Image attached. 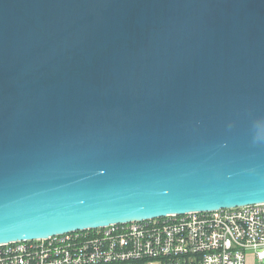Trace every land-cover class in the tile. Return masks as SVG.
<instances>
[{"label": "water", "instance_id": "water-1", "mask_svg": "<svg viewBox=\"0 0 264 264\" xmlns=\"http://www.w3.org/2000/svg\"><path fill=\"white\" fill-rule=\"evenodd\" d=\"M264 203V0H0V245Z\"/></svg>", "mask_w": 264, "mask_h": 264}, {"label": "built area", "instance_id": "built-area-1", "mask_svg": "<svg viewBox=\"0 0 264 264\" xmlns=\"http://www.w3.org/2000/svg\"><path fill=\"white\" fill-rule=\"evenodd\" d=\"M264 260V203L0 245V264H246Z\"/></svg>", "mask_w": 264, "mask_h": 264}, {"label": "crops", "instance_id": "crops-1", "mask_svg": "<svg viewBox=\"0 0 264 264\" xmlns=\"http://www.w3.org/2000/svg\"><path fill=\"white\" fill-rule=\"evenodd\" d=\"M246 264H264V260L263 261H259L257 260L253 254L249 253L247 254V262Z\"/></svg>", "mask_w": 264, "mask_h": 264}]
</instances>
